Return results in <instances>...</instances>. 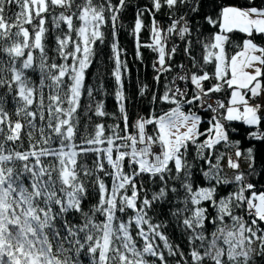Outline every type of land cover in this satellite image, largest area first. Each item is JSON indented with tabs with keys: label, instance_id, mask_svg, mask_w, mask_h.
<instances>
[{
	"label": "snow or ice",
	"instance_id": "6c2138e0",
	"mask_svg": "<svg viewBox=\"0 0 264 264\" xmlns=\"http://www.w3.org/2000/svg\"><path fill=\"white\" fill-rule=\"evenodd\" d=\"M204 3L0 0V264H264V0Z\"/></svg>",
	"mask_w": 264,
	"mask_h": 264
},
{
	"label": "trees",
	"instance_id": "16d2710c",
	"mask_svg": "<svg viewBox=\"0 0 264 264\" xmlns=\"http://www.w3.org/2000/svg\"><path fill=\"white\" fill-rule=\"evenodd\" d=\"M146 2V0H132V4L135 5L137 3H143ZM204 9L206 11H211V0H205L204 3ZM123 23L125 25V28L130 31L131 24L134 20V8H129L126 12L125 16L122 18ZM128 31H122L120 36V42L121 45L127 50V60L129 63V68L131 70V80L130 83L126 84L127 88V94L132 97V101L130 103V109L132 111L138 110V108L141 106V101L137 94V81L139 80H146L151 81L153 70L151 68V63L154 59V54L151 53L147 49H143L144 53V63L141 64L135 56V47L132 37L128 34ZM148 33H143V39L147 40ZM105 57L109 53V50L107 48L103 49ZM112 65L110 63H107L108 72L110 75ZM95 67L92 69L93 72H95ZM106 86L108 87L109 93L113 91L114 88V81L111 79L106 80ZM144 107H147L146 104L143 105ZM107 107L109 110H113L115 108V101L111 97V95L107 99ZM143 114V113H142ZM257 150V156L258 160H264V144H257L256 145Z\"/></svg>",
	"mask_w": 264,
	"mask_h": 264
}]
</instances>
